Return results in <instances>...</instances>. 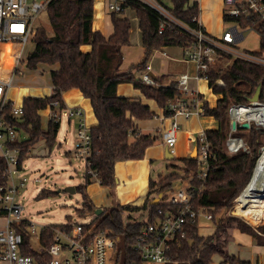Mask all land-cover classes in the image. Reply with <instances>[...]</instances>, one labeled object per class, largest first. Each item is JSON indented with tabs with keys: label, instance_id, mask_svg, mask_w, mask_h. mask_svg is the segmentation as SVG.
I'll use <instances>...</instances> for the list:
<instances>
[{
	"label": "trees",
	"instance_id": "obj_1",
	"mask_svg": "<svg viewBox=\"0 0 264 264\" xmlns=\"http://www.w3.org/2000/svg\"><path fill=\"white\" fill-rule=\"evenodd\" d=\"M165 4L172 14L194 29L200 28L198 18L201 8L199 0H157ZM124 6L135 9L139 17V27L142 32V43L145 48L144 58L133 64L128 70L122 71L124 59L123 47L130 45L131 20L124 12H111L113 33L106 36L101 30L93 28L95 3L94 0H52L47 9L52 33L46 29H36L30 41L35 43L34 49L28 55L27 67L36 70L39 65L57 64L59 70L52 71V81L55 85L53 93L45 97H25L24 114L14 117L9 114L12 105L7 107L9 120L19 130H24L26 136L15 144L20 149V165L23 159L32 152L35 144L43 139L51 149L55 144L60 128V120L49 117L46 127L43 126L41 111L47 109L54 101H61L65 106L63 93L77 88L91 102L96 123L91 126L93 151L86 162L85 183L77 186L82 191L85 210L91 211L94 203L87 187L93 182V174L103 186L113 188L118 185L116 163L123 160H141L146 150L155 144L160 134H144L139 132L136 120L154 118L157 113L139 97L124 96L118 93V87L130 83L139 89L147 99L154 100L165 110L166 100L180 94L177 81L173 79L168 84H146L142 78L136 77L133 69H147L149 61L156 50L167 46L190 47L196 41L194 35L177 24H166L160 33L159 26L162 15L154 8L140 0H128ZM224 20L237 21L241 26H255L260 29L258 19H231L224 15ZM202 26V25H201ZM202 28L205 29L203 26ZM206 30V29H205ZM264 49V37L261 38ZM90 45V50L83 46ZM219 56L232 59L226 67L219 65L208 73L209 88L219 98L214 106L205 101L204 115L214 117L218 127L206 129L207 136L215 155L211 159L208 176L198 178L199 164L197 157L190 155L176 158L181 162L174 165V172L160 176L159 180H149V192L142 206L118 204L96 216L90 223L83 224L94 231L108 230L121 236L119 259L123 264H144L134 243L143 227L158 217V209L167 212L178 211V206L165 198L164 191L172 189L174 181L181 176V170L187 176L193 175L190 187L191 204L196 210L212 215L215 231L204 236L199 233L198 221L187 223L183 231L168 243V260L165 264H215L214 256L220 255L218 264H252L228 251L230 229H239L251 235L259 245H264V233L259 227H253L246 221L228 215V210L234 205L235 199L245 189L251 180L257 158L264 145V127L252 124L249 128L239 126V134L248 141V149L230 155L225 141L229 132V107L232 104H248L259 85H262L260 100H264V66L253 64L231 54L220 52ZM246 132V133H245ZM197 147L198 143H195ZM4 163L0 159V184L7 182L3 176ZM162 195L158 203L155 197L149 198L153 189ZM46 192L44 189L39 195ZM244 193V191H243ZM238 198L236 210H242L241 199ZM146 210L148 218L142 213L133 217L132 212ZM125 212L130 214L125 215ZM252 222H257L256 215H246ZM65 224H49L42 231V243L49 246L53 235L60 227H70ZM260 228L264 232V224ZM30 240L25 238V253L32 255L35 264H50V256L46 251L38 252L30 247Z\"/></svg>",
	"mask_w": 264,
	"mask_h": 264
},
{
	"label": "built area",
	"instance_id": "obj_2",
	"mask_svg": "<svg viewBox=\"0 0 264 264\" xmlns=\"http://www.w3.org/2000/svg\"><path fill=\"white\" fill-rule=\"evenodd\" d=\"M52 0H0V159L4 163L3 176L7 182L0 184V264H35L32 255L25 253V238L30 240V247L38 252L46 251L50 256V264H123L119 259V245L121 236L108 230L94 231L83 224L72 223L70 227H60L53 235V242L49 246L42 243V231L37 230V225L28 218L22 216L24 206L18 200L19 188L27 182V178L20 179L17 184L13 177L21 170L20 149L15 146L22 138L20 130L8 118L7 107L12 108L9 114L20 117L24 114L23 103L16 105L11 97L14 78L24 72L21 64H26L23 59L26 46L36 32L38 16L47 11ZM107 7L112 12H125L124 4L128 0H106ZM158 11L163 21L159 26L161 33L166 24H177L196 38L190 47H183L185 59L194 64L195 72L181 73L176 81L180 94L168 98L165 110L169 115L168 125L163 127L161 138L166 149L177 155L176 144L178 132L181 128L180 117L191 119L200 117L205 113V101L203 93L193 86V81L208 79V73L218 60L220 52L231 54L234 58H241L253 64L264 66V49L259 51H239L234 47L243 39V33L236 25L224 31L221 38L211 35L205 30L198 18L200 28L194 29L188 24L177 19L165 4L157 0H140ZM226 9L224 15L231 19L246 18L258 19L261 38L264 37V0H224ZM231 22V21H230ZM238 26L237 21L232 20ZM202 25V26H201ZM9 45L7 50L6 46ZM5 56V57H4ZM48 65L53 70H59L57 64ZM149 67V64H148ZM147 67V71L148 68ZM143 72L142 81L146 84L156 85L157 79L148 71ZM55 85L51 87L53 93ZM256 105H264V100H258L248 104H232L229 107L230 126L226 137V147L230 155L248 149L245 138L239 134V126L249 122L264 127L256 119H237L239 113L245 108H253ZM67 108L70 119L76 118L77 130L75 140V155L88 162L93 151L91 127L88 125L84 110L81 107H61V101H54L47 107L49 117L60 120L61 111ZM234 113V114H233ZM164 114V113H163ZM235 122L236 126L232 123ZM248 127V128H249ZM190 142L198 143L197 159L199 164L198 178L205 179L208 176L211 159L215 157L211 142L206 130L202 129L199 136H190ZM264 145L261 147L262 155ZM85 162V164H86ZM258 162V161H257ZM96 178V172L91 171ZM12 180V183L9 180ZM36 178L35 181H39ZM191 183L187 188L180 187L174 190L169 202L178 206V211L167 212L163 215V209H158V217L149 221L139 233L134 248L142 257L144 264H165L168 260V243L180 234L187 223L195 224L202 210H196L191 204ZM239 198V197H238ZM236 199V207L238 205ZM238 214H241L237 212ZM208 219L212 215L206 213ZM148 218V217H147ZM247 221V220H246Z\"/></svg>",
	"mask_w": 264,
	"mask_h": 264
},
{
	"label": "rangeland",
	"instance_id": "obj_3",
	"mask_svg": "<svg viewBox=\"0 0 264 264\" xmlns=\"http://www.w3.org/2000/svg\"><path fill=\"white\" fill-rule=\"evenodd\" d=\"M94 3V26L102 24V28L104 30H108L110 26L113 28L111 23L112 11L108 9L107 1L94 0ZM199 3L201 8L199 16L200 21L208 30H210L209 33L211 35L221 38L225 30L233 25H236L243 33V39L234 44L236 49L239 51H259L262 49L261 35L257 27L238 26L235 22H226L224 20V11L226 9L224 0H199ZM123 15L127 16L131 20L132 24L130 45L123 48L124 62L122 67L124 70H128L133 64L140 62L144 58L145 51L143 50L140 42L141 32L139 29V17L137 16L135 9L128 7ZM41 28H44L49 33H52L48 11H44L38 16L36 29ZM34 47L35 43L32 41H30L26 46L23 57L25 61ZM180 48V46H174L169 47L166 50L172 57L179 58L182 54V48ZM161 59L162 57L160 56H154L153 61L156 65L153 68V73L155 76L160 77L159 82L163 84L169 81L171 82L182 72H187L189 74L193 73V68L191 66L182 65L180 66V69L179 67H177L178 69L176 68V70H179L178 73L172 74L170 77L162 76V71L158 69ZM166 59L167 58L163 57V60ZM167 60L170 61V59ZM231 61L232 59L219 56L213 67L214 69H217L219 65L226 67ZM43 64L44 63L39 65L36 70H31L26 64H21L20 67L24 70V72L22 74H18L14 78L10 94L16 105L21 104L25 97H45L51 94L53 81L50 71L52 67ZM137 69L138 68L133 69L135 76L142 78L143 72L147 71V69ZM192 84L204 94L203 96L208 100L210 106H214L216 104L219 96L209 88L206 79L194 81ZM121 90L123 93H126L124 96H143L141 91L135 88L132 84L122 86ZM150 101L153 102L152 100ZM144 103L147 102L145 101ZM66 113L67 108H64L61 111L60 128L57 140L53 147L50 149L46 145L45 140H39L33 147L32 152L23 159L19 173L15 174L13 177V180L17 184L20 179L24 177L27 178V182L19 188L18 200L24 206L22 216L35 223L38 231L41 230L42 226L49 224H65L69 222L76 224L90 223L96 216L99 215L98 211L100 209L105 211L113 206H117L121 201H123L121 196L118 197L115 195V189L103 186L100 181L94 177L93 182L86 188L94 203V208L91 211H81L84 207V199L82 191L78 190L77 186L85 183L84 174L86 171V161L85 159L78 158L75 155L77 121L76 118L70 119ZM41 116L43 126L46 127L49 121L48 109L42 110ZM179 121L181 128L178 132V141L176 144L177 155H175L173 159H168L165 155L163 158L152 157L151 168L149 169V179L158 181L160 176H164L177 170L174 165H180L181 162H179L176 158L185 155V148L187 147V131H190V129L194 126L196 127V125L198 126L196 128L214 129L217 128L219 124L214 117L207 115H202L200 117L194 116L188 120L184 117H180ZM202 129L196 131L194 136H199ZM20 133L21 138L27 135L24 130H20ZM153 134L157 133L153 132ZM245 141L247 143V147H249L246 138ZM157 142L160 144L162 143L161 136L158 137ZM190 143L194 144V142ZM160 147L164 148V145ZM158 149L159 147L151 151L152 153L157 154ZM192 153L193 151L190 156H192ZM180 172L181 176L174 181L172 189H166L164 191L166 199L170 198V195L174 190L176 191L180 189V187L187 188L189 183H191L193 175L190 173V176H187L184 174L183 170ZM36 178H39L40 180L35 181ZM9 182L12 183V180L10 179ZM141 185L142 183L140 182L138 185L127 184L122 195L131 194L133 191L140 194L143 189V186ZM44 189H46V192L39 195ZM243 191L238 197H240ZM247 191L249 190L246 189V192ZM159 196L160 195H158L153 189L149 198L155 197L156 199ZM255 196L264 198V194L262 192L256 193ZM238 197L236 199H238ZM249 197V195L243 193V198L241 199L242 210L248 213L236 210L235 199L234 205L228 210V215L242 221L247 220V223H250L256 228L259 227V232L264 233L260 228V226H262L261 224H264V209L251 206L246 201ZM137 212L138 211L132 212L133 217L140 216ZM237 212L241 214H238ZM128 214L130 213L125 212V215ZM246 215H256L257 222H252L245 217ZM198 228L201 235L208 236L215 231L216 227L214 222L206 217L205 212H202L198 217ZM227 238H229L227 248L231 254H234L243 260H249L252 264H264V245L257 244L251 235L242 233L239 229L235 228L229 230ZM221 259L220 255H215L214 263L218 264Z\"/></svg>",
	"mask_w": 264,
	"mask_h": 264
},
{
	"label": "crops",
	"instance_id": "obj_4",
	"mask_svg": "<svg viewBox=\"0 0 264 264\" xmlns=\"http://www.w3.org/2000/svg\"><path fill=\"white\" fill-rule=\"evenodd\" d=\"M199 20H200V18H199ZM94 23H95V13H94L93 28L102 30V32L106 36H109L113 33L114 29L111 28V26L108 28V30H104L102 28L103 27L102 24L101 25L97 24L96 26H94ZM112 27H113V25H112ZM205 29L208 32H210V30H208L206 27H205ZM131 30H132V28H131ZM140 32H141V30H140ZM140 42L142 44L141 46H142L143 50L145 51V48H144L143 43H142V32H141ZM169 47H174V46H167V47H164L160 50H156L153 53V56L151 57V59L149 61L148 71L153 73V68L156 65L153 61L154 56L155 57L160 56V57H162V59H161L160 65H158V69H160L162 71V73H163L162 76L170 77V75L178 73L179 70H176V68L179 67V69H180V66H182V65L191 66L193 68V73H194L195 72L194 64L185 59L183 47H181L182 48V54H181V57H179V58L172 57L171 55H169L167 53L166 49H168ZM175 47H177V46H175ZM83 49L84 50H90L91 47H90V45H85V46H83ZM163 57L170 59V61H168L167 59L163 60ZM123 62H124V59H123ZM122 66H123V64H122ZM122 71H126V70H124L122 67ZM155 77H158V76H155ZM177 77H175L174 79L176 80ZM169 82H167L165 84H168ZM126 84H130V83H123V84L119 85L118 93L120 95L126 94L125 92L123 93L121 90V87L126 85ZM139 98L142 102L146 101L151 106V108L157 113V115L152 119L136 120V124L138 126L139 132L144 133V134H153V132H156L158 135L160 134V136H161L163 127L168 125L169 119L163 117L164 116L163 110L160 107L156 106V103L154 100H152L153 102H151L150 101L151 99H147L146 97H144V95L139 97ZM63 100H64V103L66 106L81 107L84 110V115H85L86 121L90 127L96 123L97 119H96L95 114L93 112L91 102L88 98H85L83 96V94L81 93V91L79 89L73 88V89H70V90L64 92L63 93ZM196 127H198V126L196 125ZM196 127L194 126L193 128L190 129V131H187V134H186L187 147L185 148V155L180 156V157H185V156L191 155V152L196 148L195 147L196 144L190 143V141L188 139L190 136H194V133L196 131H199V129H202V128H196ZM204 130H206V129L204 128ZM163 145H164L163 142L160 144L156 141L154 145L150 146L146 150V154H145V157L143 159H141V160H123V161H118L116 163L115 169H116L117 177L119 179V183L117 186L113 187V189H115V195L116 196H118V197L121 196L123 198V201H121L119 204L142 206L145 203L146 197H147L148 192H149V182L148 181L150 180L149 179V175H150L149 169L151 168V160L153 159L152 157L163 158V156L165 155V150H166L165 145H164V148L160 147ZM158 147H159L158 153L157 154L152 153L151 150H154ZM139 182L142 183L141 186H143V189L142 188H141L142 190L140 189L141 190L140 194H137V192L135 193L133 191L134 193L132 192L131 194H128V195L127 194L122 195L124 193V188L127 186V184L128 185H138ZM137 213L138 214L144 213L145 218L148 217V212H146V210H138Z\"/></svg>",
	"mask_w": 264,
	"mask_h": 264
},
{
	"label": "bare ground",
	"instance_id": "obj_5",
	"mask_svg": "<svg viewBox=\"0 0 264 264\" xmlns=\"http://www.w3.org/2000/svg\"><path fill=\"white\" fill-rule=\"evenodd\" d=\"M6 48L8 50L9 45H7ZM236 118L256 119L259 123L264 125V105H256L253 108H245L241 113L238 114ZM246 189L249 191L246 192ZM259 192H262L264 194V148L262 155L257 162L252 179L244 190V194L250 196L246 199V201L251 206L264 209V198L255 196L256 193Z\"/></svg>",
	"mask_w": 264,
	"mask_h": 264
},
{
	"label": "water",
	"instance_id": "obj_6",
	"mask_svg": "<svg viewBox=\"0 0 264 264\" xmlns=\"http://www.w3.org/2000/svg\"><path fill=\"white\" fill-rule=\"evenodd\" d=\"M150 74L153 76V77H155V75L152 73V72H150ZM261 91H262V85H259L258 87H257V89H256V92L254 93V95L251 97V102H256V101H258L259 99H260V95H261ZM234 114V113H233ZM232 125L233 126H236V123L235 122H233L232 123ZM242 127H244V128H248L249 127V122H244L242 125H241ZM165 157L166 158H168V159H173L174 158V155L173 154H171L167 149L165 150ZM192 157H194V158H196L197 157V149L195 148L194 150H193V153H192ZM257 165V164H256ZM255 168H256V166H255ZM255 168H254V171H255ZM254 173V172H253ZM252 179V178H251ZM251 181V180H250ZM249 181V182H250ZM249 184V183H248ZM247 184V185H248ZM247 187V186H246ZM73 189V188H72ZM72 189H70V190H72ZM245 190V189H244ZM161 194H160V196L159 197H157L155 200H154V203H158L159 201H160V198H161ZM103 212V210H99L98 211V213L99 214H101Z\"/></svg>",
	"mask_w": 264,
	"mask_h": 264
}]
</instances>
